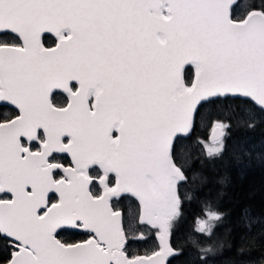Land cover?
<instances>
[{"label":"snow or ice","instance_id":"1","mask_svg":"<svg viewBox=\"0 0 264 264\" xmlns=\"http://www.w3.org/2000/svg\"><path fill=\"white\" fill-rule=\"evenodd\" d=\"M257 127L264 0H0V264H171L224 216L194 166Z\"/></svg>","mask_w":264,"mask_h":264},{"label":"trees","instance_id":"2","mask_svg":"<svg viewBox=\"0 0 264 264\" xmlns=\"http://www.w3.org/2000/svg\"><path fill=\"white\" fill-rule=\"evenodd\" d=\"M238 2L242 4L243 0ZM245 138L247 143L241 144V139ZM228 148L224 159L217 160L214 165L194 166L196 195L211 200L212 210L218 208L224 214L223 220L217 222L212 238L205 240L195 228L201 213L206 216L208 209L204 203L194 201L186 208L187 224L176 233L173 241L183 249L184 255L171 258V264H189V254L192 264H199L195 256L200 247L213 248L210 264H245L250 261L260 264L264 261V158L261 156L264 153V128L257 127L251 132L234 130ZM242 148L252 149L253 158L244 156ZM232 152L241 155L242 160L237 162ZM191 154L193 158L197 157L198 150L191 149ZM221 179L224 184L219 183ZM221 192L223 195L219 196ZM245 216L251 227L245 223ZM185 228L189 230L187 233ZM242 248L245 251L239 252Z\"/></svg>","mask_w":264,"mask_h":264},{"label":"rangeland","instance_id":"3","mask_svg":"<svg viewBox=\"0 0 264 264\" xmlns=\"http://www.w3.org/2000/svg\"><path fill=\"white\" fill-rule=\"evenodd\" d=\"M208 146L211 147L212 146V143H208ZM205 151H206V149H205Z\"/></svg>","mask_w":264,"mask_h":264},{"label":"water","instance_id":"4","mask_svg":"<svg viewBox=\"0 0 264 264\" xmlns=\"http://www.w3.org/2000/svg\"><path fill=\"white\" fill-rule=\"evenodd\" d=\"M209 143H212L211 141H209Z\"/></svg>","mask_w":264,"mask_h":264}]
</instances>
